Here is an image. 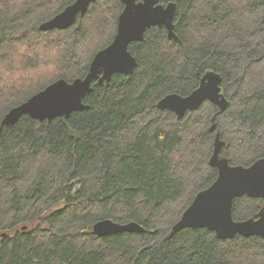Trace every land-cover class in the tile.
Masks as SVG:
<instances>
[{"label":"trees","instance_id":"16d2710c","mask_svg":"<svg viewBox=\"0 0 264 264\" xmlns=\"http://www.w3.org/2000/svg\"><path fill=\"white\" fill-rule=\"evenodd\" d=\"M76 0H0V130L5 115L52 83L84 78L109 46L122 0H98L72 27L40 26ZM177 4L175 33L151 28L130 45L132 75L95 82L70 118L24 117L0 132V264H264V237L219 239L208 229L172 235L222 156L249 167L264 157V0H160ZM222 76L224 113L206 102L179 119L158 107ZM264 199L234 202L236 221ZM137 222L142 234L98 237L100 220ZM27 229L24 230L23 228Z\"/></svg>","mask_w":264,"mask_h":264},{"label":"water","instance_id":"95a60500","mask_svg":"<svg viewBox=\"0 0 264 264\" xmlns=\"http://www.w3.org/2000/svg\"><path fill=\"white\" fill-rule=\"evenodd\" d=\"M97 1L76 0L61 13L41 24L40 30H65L72 27ZM122 2L125 7L119 16L117 34L109 46L95 55L88 74L73 82L60 79L11 109L2 120L1 130L5 126L18 124L26 116L41 122H51L58 118L68 119L74 112L89 109L90 106L84 100L94 91L95 82L110 83L115 75L133 74L138 61L130 51V45L144 41L149 29L165 27L169 38L178 39L175 33L176 3L164 5L160 0ZM221 84V74L209 71L201 77L199 87L189 95L167 94L159 100L158 107L163 111L174 112L179 119L188 112L199 110L206 102L214 104L220 109V113H224L230 103L222 93ZM211 131L216 136L210 164L218 170V177L209 188L197 194L181 219L173 226L172 235L184 229H208L222 240L238 235L247 238L264 237V206L257 218L236 221L233 215L237 198L247 195L264 199V157L249 167L233 166L228 158L222 156L225 142L217 124L212 125ZM144 232L145 228L137 222L124 224L104 219L93 226V233L101 238L121 233Z\"/></svg>","mask_w":264,"mask_h":264},{"label":"flooded vegetation","instance_id":"af4514ba","mask_svg":"<svg viewBox=\"0 0 264 264\" xmlns=\"http://www.w3.org/2000/svg\"><path fill=\"white\" fill-rule=\"evenodd\" d=\"M163 28H165V27H163ZM167 32H168V31H167ZM262 207H263V206H262ZM262 207H261V208H262ZM261 208H260V209H261Z\"/></svg>","mask_w":264,"mask_h":264}]
</instances>
